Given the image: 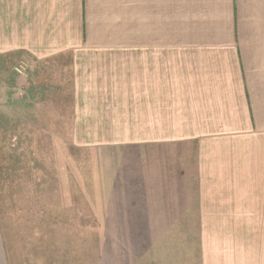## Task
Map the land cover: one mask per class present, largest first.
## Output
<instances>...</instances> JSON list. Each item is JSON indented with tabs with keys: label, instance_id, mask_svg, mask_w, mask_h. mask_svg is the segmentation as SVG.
Returning a JSON list of instances; mask_svg holds the SVG:
<instances>
[{
	"label": "crops",
	"instance_id": "crops-1",
	"mask_svg": "<svg viewBox=\"0 0 264 264\" xmlns=\"http://www.w3.org/2000/svg\"><path fill=\"white\" fill-rule=\"evenodd\" d=\"M43 62L69 69V144L110 163L116 225L194 227V264H264V0H0L11 118L59 119Z\"/></svg>",
	"mask_w": 264,
	"mask_h": 264
},
{
	"label": "rangeland",
	"instance_id": "rangeland-1",
	"mask_svg": "<svg viewBox=\"0 0 264 264\" xmlns=\"http://www.w3.org/2000/svg\"><path fill=\"white\" fill-rule=\"evenodd\" d=\"M32 66L45 92H57L59 119L50 102L14 119L0 103L1 264H194V227L116 225L126 212L107 209L101 176L110 163L98 147L69 144V69Z\"/></svg>",
	"mask_w": 264,
	"mask_h": 264
},
{
	"label": "built area",
	"instance_id": "built-area-1",
	"mask_svg": "<svg viewBox=\"0 0 264 264\" xmlns=\"http://www.w3.org/2000/svg\"><path fill=\"white\" fill-rule=\"evenodd\" d=\"M25 68V64L23 62H20L17 66H15V70L18 73H21Z\"/></svg>",
	"mask_w": 264,
	"mask_h": 264
}]
</instances>
